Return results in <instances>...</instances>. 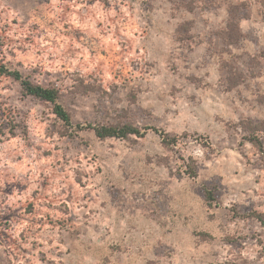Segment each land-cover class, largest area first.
Masks as SVG:
<instances>
[{
    "label": "rangeland",
    "instance_id": "1",
    "mask_svg": "<svg viewBox=\"0 0 264 264\" xmlns=\"http://www.w3.org/2000/svg\"><path fill=\"white\" fill-rule=\"evenodd\" d=\"M4 64L74 126L181 139L68 129L0 75V264H264V0H0Z\"/></svg>",
    "mask_w": 264,
    "mask_h": 264
},
{
    "label": "trees",
    "instance_id": "2",
    "mask_svg": "<svg viewBox=\"0 0 264 264\" xmlns=\"http://www.w3.org/2000/svg\"><path fill=\"white\" fill-rule=\"evenodd\" d=\"M188 10H193L194 6L189 1L185 4ZM246 3L241 2L239 4H232L229 6V19L226 26L221 30L220 36L223 41L228 45H237L243 37L242 28L240 25L241 15L246 10ZM0 75L13 78L16 80L20 87L21 93L25 97H34L41 102L50 103L53 106L54 113L62 124L68 129H80V130H92L95 135L101 140L107 138H116V139H126L130 135H136L139 137L145 136L150 131L156 133L160 136L162 142L166 146H173L179 143L180 137L177 135H171L162 128L151 127V128H139L131 124L124 126H115V125H104V124H92L87 123L85 125L74 126L72 121L71 114L60 102V91L56 87H45L41 84L35 83L31 80L29 76L24 75L19 69L11 68L4 65L0 66ZM2 130L0 127V135H2ZM73 135V134H72ZM202 139H204L202 137ZM207 141V140H205ZM250 141L258 144V140L255 137H251ZM206 145H210L209 141L205 142ZM186 174L192 178L197 177L198 172L195 165V161L191 158L186 164ZM203 193L205 200L208 204H212L215 200L214 192L207 187H203ZM254 217H257L261 220L264 225V218L259 216V214H250Z\"/></svg>",
    "mask_w": 264,
    "mask_h": 264
}]
</instances>
